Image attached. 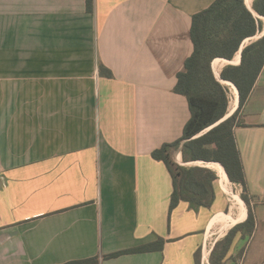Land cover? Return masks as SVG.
<instances>
[{
  "label": "crops",
  "instance_id": "crops-1",
  "mask_svg": "<svg viewBox=\"0 0 264 264\" xmlns=\"http://www.w3.org/2000/svg\"><path fill=\"white\" fill-rule=\"evenodd\" d=\"M213 1L95 0L90 13L86 0H0V264H203L229 195L218 179L211 207L170 212L173 178L152 152L190 119L174 88L193 15ZM237 123L256 227L225 264H264V67ZM239 223L214 233L209 261ZM160 237L161 250L103 258Z\"/></svg>",
  "mask_w": 264,
  "mask_h": 264
},
{
  "label": "trees",
  "instance_id": "trees-1",
  "mask_svg": "<svg viewBox=\"0 0 264 264\" xmlns=\"http://www.w3.org/2000/svg\"><path fill=\"white\" fill-rule=\"evenodd\" d=\"M94 7L95 0H86L88 12L93 13ZM253 9L264 17V0H254ZM263 27L264 21L248 8L245 0H214L207 8L193 15L191 37L194 50L178 72L174 88L175 92L187 98L191 116L178 140L164 143L152 152L155 159L166 164L173 178L170 212L181 201L188 202L194 209L211 207L216 198L215 183L219 179L216 171L209 167L178 163L173 154L179 148L184 162H218L223 166L230 181L242 187L241 199L246 203L245 207H248V216L246 214L244 222L235 225L222 241L216 243L210 256L211 264H225L236 233L242 231L251 235L256 227L252 209L254 196L248 187L235 137V127L238 124L239 111L264 67V35L243 48L238 65L227 64L220 73L225 82L234 84L239 91V105L236 111L197 136L222 119L228 113L230 105L228 85L218 80L213 62L216 58L232 60L240 51L244 40L257 35ZM164 243L165 240L160 237L154 242L104 255L103 258L161 250ZM100 262L101 258L95 256L64 264ZM196 262L200 264L199 252L196 254Z\"/></svg>",
  "mask_w": 264,
  "mask_h": 264
},
{
  "label": "bare ground",
  "instance_id": "bare-ground-1",
  "mask_svg": "<svg viewBox=\"0 0 264 264\" xmlns=\"http://www.w3.org/2000/svg\"><path fill=\"white\" fill-rule=\"evenodd\" d=\"M245 2L249 8L253 9L252 0H245ZM255 14L260 16L257 13H255ZM260 17H263V16H260ZM263 34H264V32H263ZM256 37L257 36H255V38ZM249 39H251V38L246 39L244 44ZM240 58H241V52L239 51L233 61L235 62L236 60H239ZM213 67H214V71H215L216 75L219 76L220 75V68H221L219 58H216L214 60ZM223 83L232 84L230 82H225V81H223ZM232 85H233L232 87H234V91H233V95L230 99V106H229V111H228L229 113L234 112L237 109V106L239 103L238 89L234 86V84H232ZM175 157L180 161V150H178L175 153ZM190 163H193L195 165H205L206 167H209V168L215 170L219 176H222L223 187L225 188L226 192L228 193L229 198H230L231 203H232L230 212L228 214L218 213L214 217V219H213V221L209 227L208 236H207V243H206V246L204 249V260L203 259L202 260L204 261L203 264H210L209 255H210V251H211V248H212V245L214 242V239H213L214 233L216 231L217 232L221 231V233H225L233 224L241 222L246 217V214H247L246 209L247 208L245 207V204L242 201L240 195L232 189L231 181H230L229 177L227 176L223 166L220 163H218V162H203V161H195V162H190ZM190 163H188V164H190Z\"/></svg>",
  "mask_w": 264,
  "mask_h": 264
},
{
  "label": "water",
  "instance_id": "water-1",
  "mask_svg": "<svg viewBox=\"0 0 264 264\" xmlns=\"http://www.w3.org/2000/svg\"><path fill=\"white\" fill-rule=\"evenodd\" d=\"M249 8V7H248ZM254 14L256 13V12H254V9H251V8H249ZM264 32V31H263ZM255 36H257V35H255ZM255 36H253V37H249V38H255ZM263 36V35H262ZM261 37V36H260ZM248 39V38H247ZM246 40V39H245ZM245 40H244V42H245ZM244 42L242 43V45H241V48H240V52H242V50H243V48L247 45L246 43L244 44ZM217 77V76H216ZM218 78V80H220L221 82H223V81H225V80H223L222 78H221V74L217 77ZM235 86V85H234ZM236 87V86H235ZM237 88V87H236ZM238 97H239V91H238ZM238 105H239V103H238ZM238 107V106H237ZM236 111V110H235ZM234 111V112H235ZM234 112H232V113H227L222 119H220L219 121H217L215 124H213V125H211L210 127H208L207 129H205L204 131H202L201 133H199L197 136H200L201 134H203V133H205V132H207L208 130H210L212 127H214V126H216L217 124H219L221 121H223V120H225V119H227L228 117H230ZM193 162H195V161H193ZM204 162V161H203ZM183 165H188L187 163L186 164H183ZM201 166H205V165H201Z\"/></svg>",
  "mask_w": 264,
  "mask_h": 264
},
{
  "label": "rangeland",
  "instance_id": "rangeland-1",
  "mask_svg": "<svg viewBox=\"0 0 264 264\" xmlns=\"http://www.w3.org/2000/svg\"><path fill=\"white\" fill-rule=\"evenodd\" d=\"M256 15V14H255ZM259 19H262L263 21H264V18L263 17H260V16H258V15H256ZM263 31H264V27H263V30L262 31H259L258 32V34H257V37L256 38H252V39H249L247 42H246V44H248V43H250V42H252V41H254V40H257L258 38H260V36H262V35H264L263 34ZM228 86V93H229V97H230V99H231V97H232V95H233V91H234V87H232L233 85L232 84H227ZM230 106V105H229ZM228 111H229V109H228ZM195 165V164H194ZM219 180H220V183H223V178H222V176H219ZM237 185V184H236ZM239 187H241L240 185H238ZM237 188H235V190H236ZM238 190V189H237ZM236 190V191H237ZM238 192H239V195L241 194V191H239L238 190ZM230 201V200H229ZM230 204H232L231 203V201H230ZM215 237H216V235H214L213 236V239H215Z\"/></svg>",
  "mask_w": 264,
  "mask_h": 264
}]
</instances>
